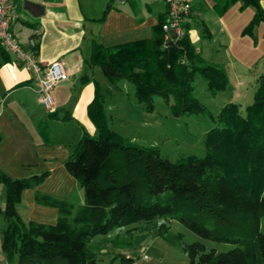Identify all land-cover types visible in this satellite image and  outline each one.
I'll return each instance as SVG.
<instances>
[{
	"label": "trees",
	"instance_id": "16d2710c",
	"mask_svg": "<svg viewBox=\"0 0 264 264\" xmlns=\"http://www.w3.org/2000/svg\"><path fill=\"white\" fill-rule=\"evenodd\" d=\"M216 13L236 1L238 9L252 6L254 12L243 31H250L264 10L259 0H208ZM107 6L100 19L105 18ZM161 21L150 38L105 46L93 41L89 62L100 67L109 86L118 89L121 80L132 83L138 103L147 110L162 96L171 115L210 114L194 95L193 80L199 75L206 91L226 88L223 65L205 61L187 36L163 45ZM2 53L7 54L0 44ZM6 59H0V66ZM108 91V92H107ZM95 81V94L87 106L95 133L84 130L69 144L64 166L81 185L84 202L74 206L64 199L38 195L39 202L58 208L57 222L46 224L23 220L17 204L23 191L35 187L47 174L13 177L0 168L4 185L2 250L17 264H102L101 243L131 245L129 236L138 223L153 229L177 245L194 264H264V72L255 78L249 104L227 100L216 111L213 125L202 139L203 156H164L156 145L139 144L111 127L105 112L106 94ZM56 113L55 111L52 114ZM179 221L200 238L229 244L228 249H205L198 240L183 243L182 233L172 231ZM125 229V230H124ZM123 230V231H122ZM123 234V235H122ZM100 239V240H102ZM121 261L132 258L115 253Z\"/></svg>",
	"mask_w": 264,
	"mask_h": 264
},
{
	"label": "crops",
	"instance_id": "0c3cea01",
	"mask_svg": "<svg viewBox=\"0 0 264 264\" xmlns=\"http://www.w3.org/2000/svg\"><path fill=\"white\" fill-rule=\"evenodd\" d=\"M34 1L45 5L43 14L33 15L25 9L24 1L18 0L17 18L12 22L15 36L23 44L35 37L38 58L42 62L61 60L68 78L51 89L56 105V113L52 114L39 101L31 72L18 63L12 53L0 50V59H6L0 66V168L12 178H26L47 171L40 184L23 191L16 209L27 223L55 225L58 208L45 201L39 202L38 195L58 197L74 206L84 202L82 187L64 162L69 155V144L78 140L84 130L95 133L87 112L95 94V81L108 88V94H117L119 98L115 99L125 96L122 85L126 80H121L115 91L100 67L89 62L93 41L114 46L150 38L155 27L164 20L166 7L162 0ZM186 1L189 11L183 26L192 47L201 55L200 39L208 34L205 14L213 12L219 17L231 6L238 8L239 2L217 14L208 0ZM259 5L264 10V0H259ZM107 6L105 18L100 19ZM133 98L129 104L141 106L135 95ZM105 109L107 113V102ZM71 130L73 134L69 133ZM4 194V186L0 185V214Z\"/></svg>",
	"mask_w": 264,
	"mask_h": 264
},
{
	"label": "rangeland",
	"instance_id": "374dc122",
	"mask_svg": "<svg viewBox=\"0 0 264 264\" xmlns=\"http://www.w3.org/2000/svg\"><path fill=\"white\" fill-rule=\"evenodd\" d=\"M252 9L250 6L242 10L231 6L219 17L213 12L205 14L208 34L200 39L201 55L205 61L224 66L227 84L226 88L211 94L206 91L202 78L195 76L192 95L204 104L210 112L209 115L204 113L173 116L166 101L159 95L155 97L152 110H147L142 104L132 106L129 103L134 99V88L132 83L127 81L125 86L122 85L125 96L121 100L115 99L119 98L117 94H106L107 117L111 127L139 144L156 145L170 160L188 154L203 156V135L213 125L212 117L218 108L227 100L238 101L240 107L249 104L255 78L264 72V23H255L249 32L242 29L249 21ZM120 101L123 104L119 103ZM69 133L73 134V131ZM0 185L4 186L2 183ZM3 221L1 213L0 228L4 224ZM260 225V230H264L263 215L260 217ZM172 226L173 233H182L183 243L198 240L204 244L205 249L214 251L226 250L229 247V244L223 242L200 238L179 221H172ZM152 229L145 223H138L131 236L122 230L125 236L127 235L126 238L132 241L131 245L122 247L109 243L117 230L110 232L108 238L104 239V235H96L93 245H105L104 253L98 258L102 264H127L121 261L120 256L115 257V253H120L132 258V264H194L181 248L162 236H155ZM1 241L0 236V264H17V256L13 255L11 259L6 257L1 249ZM143 253H146L147 257H144Z\"/></svg>",
	"mask_w": 264,
	"mask_h": 264
},
{
	"label": "built area",
	"instance_id": "2783aa9c",
	"mask_svg": "<svg viewBox=\"0 0 264 264\" xmlns=\"http://www.w3.org/2000/svg\"><path fill=\"white\" fill-rule=\"evenodd\" d=\"M24 1V0H23ZM165 4L164 20L162 22L163 45L180 39L185 33L184 19L189 11L186 0H162ZM18 0H0V44L14 55L15 60L26 67L35 79L33 89L39 94L40 102L49 110H56L51 89L68 78L67 71L59 59L42 62L38 58L37 41L35 37L23 44L15 36L12 22L17 18ZM143 250L145 247L143 246ZM147 257L146 253H143Z\"/></svg>",
	"mask_w": 264,
	"mask_h": 264
},
{
	"label": "water",
	"instance_id": "95a60500",
	"mask_svg": "<svg viewBox=\"0 0 264 264\" xmlns=\"http://www.w3.org/2000/svg\"><path fill=\"white\" fill-rule=\"evenodd\" d=\"M24 7L33 15L39 16L44 13L45 5L34 0H24Z\"/></svg>",
	"mask_w": 264,
	"mask_h": 264
}]
</instances>
